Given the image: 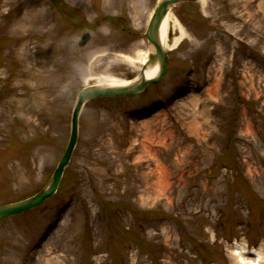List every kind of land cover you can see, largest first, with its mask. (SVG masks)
<instances>
[{
    "label": "rangeland",
    "instance_id": "obj_1",
    "mask_svg": "<svg viewBox=\"0 0 264 264\" xmlns=\"http://www.w3.org/2000/svg\"><path fill=\"white\" fill-rule=\"evenodd\" d=\"M158 1L0 0V204L46 185L83 87L139 75ZM177 21L165 77L87 103L56 194L0 220V264H264V0Z\"/></svg>",
    "mask_w": 264,
    "mask_h": 264
},
{
    "label": "water",
    "instance_id": "obj_2",
    "mask_svg": "<svg viewBox=\"0 0 264 264\" xmlns=\"http://www.w3.org/2000/svg\"><path fill=\"white\" fill-rule=\"evenodd\" d=\"M181 1L185 0H160L158 2L145 33L153 47V50L149 53L147 61L143 65L140 76L137 79L123 85L94 84L83 88L79 92L72 116V130L69 143L56 169L54 170L52 177L48 183L34 195L21 200L0 204V220L29 211L42 204L45 200L52 197L57 192L63 177L64 170L70 162L75 150L79 135L80 114L84 105L88 101L99 97H118L124 95L140 94L144 92L151 84L159 82L163 79L167 70V51L161 42L160 30L165 17L169 15L171 9ZM90 39L91 34L87 32L83 35L79 43L81 46H84ZM157 60L160 65L159 73L155 77L147 79L145 75L146 68L150 63H153Z\"/></svg>",
    "mask_w": 264,
    "mask_h": 264
},
{
    "label": "bare ground",
    "instance_id": "obj_3",
    "mask_svg": "<svg viewBox=\"0 0 264 264\" xmlns=\"http://www.w3.org/2000/svg\"><path fill=\"white\" fill-rule=\"evenodd\" d=\"M178 26L181 28V34L179 36L174 37L172 40H168V31H169V15H167L165 17V19L163 20L162 26H161V30H160V37H161V42L162 44L165 46L166 49L168 50H174L180 43V41L183 39V36L185 34V32L183 31V28L180 26L179 22L177 21ZM127 60L129 61H133L132 58L130 56H127ZM147 60V57H144L142 59V65L143 66L145 64ZM160 71V65L158 60L150 63L149 66L146 68L145 70V75L147 77V79H151L153 77H155ZM130 83V81H118V80H108L107 82H105L104 84H119V85H123V84H128ZM235 253H244L246 255V253H250L252 255H254V257L252 259H250L249 257H244L243 259L245 262H248L249 264H262V258H263V254H262V250L261 248H253L251 250H245L244 246H240L238 245L237 248L235 249Z\"/></svg>",
    "mask_w": 264,
    "mask_h": 264
}]
</instances>
